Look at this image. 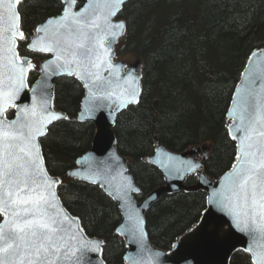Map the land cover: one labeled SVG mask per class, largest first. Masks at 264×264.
<instances>
[{"label":"trees","instance_id":"trees-1","mask_svg":"<svg viewBox=\"0 0 264 264\" xmlns=\"http://www.w3.org/2000/svg\"><path fill=\"white\" fill-rule=\"evenodd\" d=\"M62 7V0H22L23 29L33 31ZM120 14L129 28L117 44L118 54L132 50L144 59L142 105L122 110L115 125L119 150L129 157L130 170L141 185L139 198L164 182L161 169L147 160L158 140L176 150L205 143L203 168L221 175L236 161L226 111L249 53L264 46V0H129ZM56 86V105L70 116L50 125L41 140L47 166L63 177L58 188L69 210L80 216L90 235L105 239L107 263L126 264V242L116 231L121 221L117 202L98 184L66 175L90 148L96 131L92 121L76 119L82 85L75 77ZM206 199L203 190L185 189L160 198L147 212L152 241L171 247L200 218ZM231 264L253 260L238 249Z\"/></svg>","mask_w":264,"mask_h":264},{"label":"snow or ice","instance_id":"snow-or-ice-1","mask_svg":"<svg viewBox=\"0 0 264 264\" xmlns=\"http://www.w3.org/2000/svg\"><path fill=\"white\" fill-rule=\"evenodd\" d=\"M62 2L60 15L37 25L30 38L21 26L22 0H0V216L6 218L0 224V264H82L86 251L100 253L103 244L87 239L79 227L69 234L75 220L60 205L54 186L62 182L48 176L38 141L49 123L68 117L51 111L46 86L31 106L16 103L27 87L28 73L37 67L21 50L54 53L55 61L41 66L45 71L55 63L67 75L88 81L84 88L89 114L101 109L103 101H111L113 111H119L141 106L144 99L142 77L131 71L119 77L123 86L103 88L101 69L115 74L124 67L112 62V44L127 34L129 24L113 17L129 0H88L79 11H73L75 0ZM253 84L255 79L249 80L234 109L237 131L243 132L236 145L238 163H233L223 191L215 195L239 230L251 236L245 251L252 254L253 264H264V85L257 92ZM10 109L16 110L15 119H8ZM228 135L237 139L231 127ZM182 164L188 172L202 167L191 161ZM123 181L120 190L125 196L139 191L127 177ZM143 236L141 229L139 239Z\"/></svg>","mask_w":264,"mask_h":264},{"label":"water","instance_id":"water-1","mask_svg":"<svg viewBox=\"0 0 264 264\" xmlns=\"http://www.w3.org/2000/svg\"><path fill=\"white\" fill-rule=\"evenodd\" d=\"M87 3L88 0H85L81 6H78L77 0H75L73 11H79ZM63 7H65L64 3ZM0 11H2V8H0ZM60 13L51 15L50 17H58ZM113 19L125 20L127 22L126 18L120 13H118L116 17H113ZM45 21L40 24H43ZM32 38H34V36ZM119 40L120 39L112 44V62L114 64H122L124 67L115 74L101 69V74L105 80L103 88H116L118 85L123 86L124 80L119 77H122L123 74L129 71L143 77L144 59L137 57L135 60L127 61L118 57L116 45ZM253 53H255V55H253ZM50 54V57L40 61L39 76L35 80L30 82V72L28 73L27 87L20 93L16 103L20 107L31 106L34 97L40 98L39 93L42 87L46 86L49 95L45 98H49L51 111L69 117V112L66 109L59 108L55 104L57 80L69 75L66 74L64 69L57 68L55 63H53L47 71L41 67L46 61H55V54ZM249 54L245 67L241 72L240 79L235 85L231 103L226 111L230 119L228 128L231 127L232 135L237 136L235 140L236 145L239 144V137L243 135L242 131H237L239 119L234 111L236 101H239L241 96L244 95L249 80L255 79V84L251 85V87L257 92H259L261 86L264 85V79L259 78L264 75V46L257 47ZM26 56L36 65L32 56ZM79 81L83 87L84 83L88 82ZM108 81H111V84H109ZM141 84L143 86L142 80ZM87 93L88 90L84 88L83 98L81 100L80 109L77 111L76 119L81 121H92L96 131L90 148L79 155L75 166L68 169L67 176L98 184L117 202L121 213V221L116 226V231L124 237L127 244V250L125 252L127 264H231L233 253L238 249H247L250 243H252L251 236L248 233L240 231L233 217L221 204L216 202L217 197L215 194L223 191L233 164L227 171L215 177L202 168L207 155V145L205 143L200 145L192 144L181 150H176L169 148L162 141L158 140L154 149L155 152L148 155L147 160L161 169L164 173V182L150 189L145 197L139 198L137 194L141 191V185L136 182L135 176L130 170L128 162L129 157L125 153L123 154L118 147L115 125L118 119L117 116L123 109L113 111L116 106L111 101H103L102 103L104 106L101 109L95 113L89 114L87 112L89 103ZM234 96L236 98L235 101L233 100ZM8 119H15V113L12 117H8ZM54 122L55 121L47 125V133L50 125ZM234 124L235 126H233ZM44 136L45 135L38 137L42 155L43 144L41 140ZM157 149H159V151H157ZM198 152H203V158L199 159L196 157ZM169 157L174 159L169 160ZM43 158V164L47 170L48 176L62 182L63 177L58 173H52L47 166L45 155H43ZM188 161L199 163L202 167L196 172H188L184 169L182 164V162ZM234 163L238 162L235 161ZM194 173L197 174V177L194 181H189V177L194 175ZM123 177L130 179L133 187L138 188L139 191H129L125 196L123 191L120 190L124 182ZM58 186L59 185L54 186V190L60 198V205L63 210L75 220L74 223L69 222L71 223V231L69 234L75 232L76 228L79 227L87 239H95L103 242L102 251L100 253L85 252L82 264H107L103 255L104 238L98 235H90L87 232L80 216L73 213L72 210H69L65 204ZM183 189L188 191L203 190L207 193L206 208L202 211L196 223L188 227L183 234L175 239L170 249L163 246L160 247L150 238V233L147 228V212L151 206L158 202L163 196L179 192ZM61 215H63V213H61ZM5 219L6 218H4V221ZM137 220L142 223L137 225ZM141 229L144 232L142 240L139 239ZM173 245H175V247H173ZM253 247L255 248V245H253ZM157 253L159 255H157ZM250 255L251 260H253L251 253Z\"/></svg>","mask_w":264,"mask_h":264},{"label":"flooded vegetation","instance_id":"flooded-vegetation-1","mask_svg":"<svg viewBox=\"0 0 264 264\" xmlns=\"http://www.w3.org/2000/svg\"><path fill=\"white\" fill-rule=\"evenodd\" d=\"M84 3V2H83ZM82 3V4H83ZM78 5V4H77ZM78 6H81V4L80 5H78ZM62 10V9H61ZM61 12V11H60ZM60 12H58V13H56V14H50V16L51 15H57V14H59ZM50 16H47V17H45L43 20H41L40 22H39V24L41 23V22H43V21H45L46 19H48ZM38 24V25H39ZM25 34L26 35H28L30 38H32L33 37V31H26L25 30ZM22 54H24V55H30V56H32V58H33V61H35L36 62V68H35V72L33 73V75H34V78L32 79V80H30V77H29V81L30 82H32L33 80H35L39 75V72H40V61L42 60V59H44V58H47V57H50L51 56V54L50 53H46V54H36V53H32V52H29V51H27L26 49H25V53H22ZM34 70V69H33ZM29 75H30V73H29ZM76 76H64V77H61V78H59L58 80H57V83L60 81V80H66V79H69V78H75ZM77 78V77H76ZM78 79V78H77ZM78 81H79V79H78ZM80 82V81H79ZM57 83H56V85H57ZM81 84V83H80ZM57 88V87H56ZM82 88H83V94H84V87H83V85H82ZM56 94V93H55ZM83 94L81 95L82 97H81V100H82V98H83ZM55 100H56V97H55ZM81 100H80V104H81ZM55 104H56V101H55ZM57 106V105H56ZM58 107V106H57ZM79 107H80V105H79ZM60 108V107H59ZM63 109V108H62ZM80 109V108H79ZM65 110V109H64ZM14 113H15V110L14 109H10L9 110V112H8V117H12L13 115H14ZM69 116H70V113H69ZM52 125V124H51ZM195 176H196V174H195ZM4 218L5 217H3V216H0V224H2L3 223V221H4ZM118 232V231H117ZM174 241H175V239H174ZM124 242H125V240H124ZM171 247H172V245H171ZM171 247H168V249H170ZM126 250H127V244H126ZM126 250L124 251V258H125V252H126ZM103 253H104V251H103ZM105 257V256H104ZM107 261V260H106ZM125 263L127 264V262H126V258H125ZM108 264V263H107Z\"/></svg>","mask_w":264,"mask_h":264},{"label":"rangeland","instance_id":"rangeland-1","mask_svg":"<svg viewBox=\"0 0 264 264\" xmlns=\"http://www.w3.org/2000/svg\"><path fill=\"white\" fill-rule=\"evenodd\" d=\"M122 58H125L127 60H132L133 58H135L136 56L134 55V51H127L125 53H120L119 55Z\"/></svg>","mask_w":264,"mask_h":264}]
</instances>
